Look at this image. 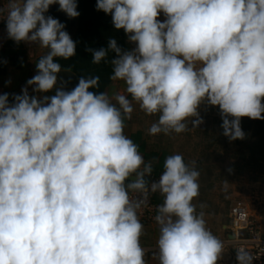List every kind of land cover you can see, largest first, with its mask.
<instances>
[{
	"label": "clouds",
	"instance_id": "1",
	"mask_svg": "<svg viewBox=\"0 0 264 264\" xmlns=\"http://www.w3.org/2000/svg\"><path fill=\"white\" fill-rule=\"evenodd\" d=\"M57 3L69 18L80 15L76 0L0 7L10 39L48 49L27 85L37 94L55 89L29 95L25 87L12 104L0 95V264H146L137 212L149 192L164 197L155 216L159 264H218L223 243L193 204L199 172L173 154L149 185L152 166L124 121L136 102L159 114L150 135L179 134L189 118L203 123L198 109L207 103L218 106L224 136L244 139L241 118L264 120V0H96L135 45L123 50L110 38L88 49L94 64L116 54L110 79L124 81L131 96L116 94L118 107L106 92L90 91L98 76L80 77L70 91L56 87V58L76 55L65 25L45 15ZM129 190L143 198L134 201ZM236 259L253 257L239 249Z\"/></svg>",
	"mask_w": 264,
	"mask_h": 264
},
{
	"label": "crops",
	"instance_id": "2",
	"mask_svg": "<svg viewBox=\"0 0 264 264\" xmlns=\"http://www.w3.org/2000/svg\"><path fill=\"white\" fill-rule=\"evenodd\" d=\"M77 11L80 15L76 18H69L63 11H60L56 4L49 7L46 16L50 15L58 19L65 25V31L69 33L73 41L76 43V55L65 60L56 58V62L61 65V72L57 74L58 82L56 87H63L66 91L72 90L79 82L80 77L90 78L99 77L98 87L90 89L95 93L106 92L113 104H117L112 99L116 94H124L131 100L130 94L126 93L125 82L120 80H112L113 66L111 60L115 58V53L109 51L105 60L98 64L92 62V53L88 49H100L107 47L110 38H115L118 46L123 50H131L132 43L128 42L127 35L121 30H116L112 24L110 14L98 11L96 8V0H76ZM162 14V13H161ZM7 22L0 27V95L9 94V104L14 103V95L22 94V89L27 87L29 95H53L52 92L46 94H37L33 92V86L27 85V81L37 74L36 63L47 54L48 49L42 48L38 43L15 42L10 39L7 34ZM119 105L117 104V107ZM134 112L131 118H125L124 134L130 138L138 148L141 146L143 151L139 150L143 156L145 164H150L147 158V141L143 136V132L138 129L141 127L133 122ZM146 153V156H145ZM161 154L156 158L159 160ZM158 165V163H157ZM157 165H151L152 168ZM143 166L141 167V171ZM153 175V172L152 174ZM149 177V176H148ZM135 176L129 177V181L134 180ZM126 185L128 181L125 182ZM158 207L163 203L164 197L156 192L153 198ZM196 207V206H195ZM197 214L202 213L206 222V227L223 243V252L218 264H231L230 254L231 245L227 241L230 237L228 221L222 222L215 217L200 212L196 208ZM158 214V213H157ZM142 223V222H141ZM143 233L140 238L141 246L145 250L146 264H159L153 254L158 251L157 240L160 234L159 225L157 223H142Z\"/></svg>",
	"mask_w": 264,
	"mask_h": 264
},
{
	"label": "rangeland",
	"instance_id": "3",
	"mask_svg": "<svg viewBox=\"0 0 264 264\" xmlns=\"http://www.w3.org/2000/svg\"><path fill=\"white\" fill-rule=\"evenodd\" d=\"M158 19L163 22L166 17L162 13ZM133 109V122L141 126L138 130L148 140L151 165H157L158 154L164 161L181 154L185 163L199 172V195L193 200L198 211L227 222L230 205L239 200L254 217L264 218V120L241 118L244 139L229 140L222 134L218 106L202 103L198 112L203 123L199 127L189 118L186 131L153 136L148 129L158 121L159 114H145L136 102Z\"/></svg>",
	"mask_w": 264,
	"mask_h": 264
},
{
	"label": "built area",
	"instance_id": "4",
	"mask_svg": "<svg viewBox=\"0 0 264 264\" xmlns=\"http://www.w3.org/2000/svg\"><path fill=\"white\" fill-rule=\"evenodd\" d=\"M0 7L6 9L7 0H0ZM5 22L6 12L0 16V27ZM149 177V185L152 181L159 179L154 175ZM154 194L149 192L147 204L143 205L137 212L142 223H156L157 206L153 200ZM129 195L134 201L143 198L141 193L131 190H129ZM228 214L230 237L227 241L231 245V264H238L236 252L239 249H244L253 257L252 264H264V218L254 217L245 202L239 200L230 205Z\"/></svg>",
	"mask_w": 264,
	"mask_h": 264
},
{
	"label": "trees",
	"instance_id": "5",
	"mask_svg": "<svg viewBox=\"0 0 264 264\" xmlns=\"http://www.w3.org/2000/svg\"><path fill=\"white\" fill-rule=\"evenodd\" d=\"M139 150L143 151V148L140 146L138 148ZM145 156H146V153H145ZM163 165H164V160L161 158L158 162V165L156 167H153V175L156 177L157 175H159L160 172H163L164 171V168H163ZM154 198V196H153Z\"/></svg>",
	"mask_w": 264,
	"mask_h": 264
},
{
	"label": "water",
	"instance_id": "6",
	"mask_svg": "<svg viewBox=\"0 0 264 264\" xmlns=\"http://www.w3.org/2000/svg\"><path fill=\"white\" fill-rule=\"evenodd\" d=\"M57 8L59 9V4H56ZM145 179L149 182L150 181V177L146 176Z\"/></svg>",
	"mask_w": 264,
	"mask_h": 264
}]
</instances>
